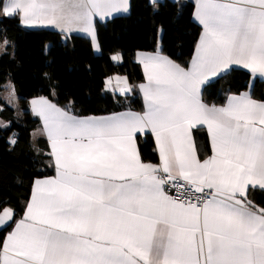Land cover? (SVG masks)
Segmentation results:
<instances>
[{"label":"snow or ice","instance_id":"6c2138e0","mask_svg":"<svg viewBox=\"0 0 264 264\" xmlns=\"http://www.w3.org/2000/svg\"><path fill=\"white\" fill-rule=\"evenodd\" d=\"M128 10V0L0 3L3 18L93 41L94 16ZM194 18L202 33L187 66L161 51L139 55L142 113L79 117L45 97L31 101L55 175L34 182L21 218L0 213V231L11 227L0 264H264V207L248 198L250 188L264 191V101L245 92L209 106L201 97L234 65L264 78V0H196ZM114 79L131 91L127 78ZM197 126L211 147L203 160ZM141 133L154 136L159 164L141 159Z\"/></svg>","mask_w":264,"mask_h":264},{"label":"trees","instance_id":"16d2710c","mask_svg":"<svg viewBox=\"0 0 264 264\" xmlns=\"http://www.w3.org/2000/svg\"><path fill=\"white\" fill-rule=\"evenodd\" d=\"M3 0H0L2 3ZM129 13L114 16L95 25L100 53L91 40L79 34H63L50 28H27L17 18L0 16V212L10 208L19 219L25 209L33 180L52 173V158L46 139H32L39 119L27 108L30 98L45 96L76 115H100L123 109H143L136 85L144 76L135 61L138 50L161 52L186 66L191 59L201 28L193 20L192 0H130ZM6 41V43H5ZM120 53L121 63L112 55ZM126 75L132 95L118 96L106 88L109 76ZM10 81L18 95L14 110L1 96ZM248 91L252 98L264 100V80L240 68H233L206 84L202 99L223 105L231 93ZM197 147L208 152L206 132L194 130ZM15 141L12 143L11 141ZM141 158L156 161L150 135L138 138ZM248 198L264 207V191L250 189ZM11 227L0 231V241Z\"/></svg>","mask_w":264,"mask_h":264},{"label":"crops","instance_id":"0c3cea01","mask_svg":"<svg viewBox=\"0 0 264 264\" xmlns=\"http://www.w3.org/2000/svg\"><path fill=\"white\" fill-rule=\"evenodd\" d=\"M129 1L130 0H128V3H129ZM175 1H178V2H185V1H187V0H175ZM149 2L151 3V4H153L152 3V0H149ZM158 2V0H156V2H155V4ZM192 2H193V4H194V8H193V20L195 21V23H197V25L201 28V31H200V34H199V37H200V35H201V33H202V26L199 24V22L194 18V11H195V2H196V0H192ZM155 4H153V5H155ZM129 6H130V3H129ZM127 13H129V10L127 11V12H118V13H113L112 15H110V16H107V17H99V16H94V25H96V23L97 22H104V21H106V20H108V19H110V18H112V17H114V16H118V15H122V14H127ZM26 27V26H25ZM27 28H50V29H54V30H57V31H59V32H62L63 34H79V35H83V36H87V37H89V39L91 40V43H92V47H93V50L96 52V53H100V48H99V43H98V40H97V35H96V39H95V41H93L92 40V38H91V36L88 34V33H84V32H80V31H73V32H71V33H68V32H66V31H61L60 29H57V28H55V27H52V26H34V27H27ZM95 30H96V28H95ZM199 37H198V39H197V41H196V43H195V47H194V51H193V54H194V52H195V48H196V45H197V43H198V41H199ZM3 47H4V44H1L0 45V52L3 50ZM156 51H161V47H160V45L158 46V48L156 49V50H152V51H145V50H138V51H136L135 52V61L137 62V63H139L138 62V57H139V55L141 54V53H153V52H156ZM164 54V53H163ZM193 54H192V56H193ZM114 55H119L120 57H121V59L119 60V61H116V60H113L115 63H117V64H119V63H121V61H122V56H121V54L120 53H115V54H113L112 55V57L114 56ZM165 55V54H164ZM167 56V55H166ZM192 56H191V58H192ZM170 58V57H169ZM171 59V58H170ZM173 60V59H172ZM190 61H191V59L189 60V62H188V64L190 63ZM176 62V61H175ZM187 64V65H188ZM186 65V66H187ZM140 66H141V69H142V72H143V66L140 64ZM233 68H240V69H244V68H242L241 66H236V65H234V66H232L229 70H227L226 72H228V71H230L231 69H233ZM244 70H246V71H248L247 69H244ZM226 72H223V73H221V74H219L218 76H215V77H210V79L204 84V85H202V87H201V94H202V90H203V87L206 85V84H208V83H210L211 81H213V80H215V79H217L219 76H221L222 74H224V73H226ZM249 72V71H248ZM250 73V72H249ZM117 76H119V77H123V78H127V81H128V84H129V86H130V88H131V91H129V92H121L120 90H119V87L116 85V83H115V77H117ZM143 76H144V74H143ZM109 78H113V83H112V85L111 86H109L108 84H107V89L110 91V92H112V93H114V94H116V95H118V96H121V97H124V98H128L129 96H131L132 95V84L130 83V81H129V79H128V77L126 76V75H118V74H114V75H111V76H109L108 78H107V80L106 81H108V79ZM257 78H259V79H262V80H264V78H260V77H258L257 76ZM143 82H145V78H143V80H142V82H140V83H138L137 85H136V89L140 92V90H139V84H141V83H143ZM5 89V88H4ZM3 92V91H2ZM2 92H1V96L6 100V98H5V96H4V94H2ZM245 92H247V93H249L248 91H241V92H239V93H231V94H229L228 96H230V95H239V94H241V93H245ZM140 94H141V97H142V102H143V109L142 110H136V109H131V108H128V109H123V110H120V111H115V112H111V113H106V114H100V115H93V114H91V115H81V116H79V115H77V116H79V117H92V116H95V117H101V116H109V115H112V114H115V113H123V112H128V111H131V112H136V113H142L143 111H144V101H143V95H142V93L140 92ZM250 94V93H249ZM39 97H45V96H36V97H32V98H30L29 100H28V102H27V108H28V111L30 112V114L32 115V117H35V118H38L39 119V126L35 129V130H33L34 132H35V135L33 136V134H32V137L34 138H32L33 139V141H35L37 138H39V137H42V138H44V139H46V141H47V144H48V149H49V153H50V144H49V142H48V140H47V136H46V133L43 131V122H42V120L39 118V117H37L34 113H33V111H32V108H31V101L33 100V99H35V98H39ZM202 97V96H201ZM45 98H47V97H45ZM47 99H49V98H47ZM254 99V98H253ZM50 100V99H49ZM203 100V99H202ZM255 100H257V101H264V100H258V99H255ZM7 101V100H6ZM51 101V100H50ZM52 103H54L53 101H51ZM203 102L204 103H206L204 100H203ZM226 102V101H225ZM55 104V103H54ZM207 105H209V106H212V105H214V104H208V103H206ZM57 105V104H56ZM58 107H60V108H62L61 106H59V105H57ZM216 106H222V105H216ZM64 109V108H63ZM71 114H74V113H72V112H70ZM74 115H76V114H74ZM196 128H201V129H203L205 132H206V135H207V131H206V128L205 127H203V126H197V127H195V128H192L190 131H191V138H192V141H193V144H194V147H195V149H196V152H197V155H198V157L201 159V160H203V159H205V158H207V156H209V155H211V147H210V142H209V137H208V135H207V142H208V152H206L205 150H204V148L202 147V148H198L197 147V142H196V140H195V135H194V130L196 129ZM32 131V132H33ZM147 135H150L151 136V138H152V140H153V144H154V149H155V152H156V156H157V160L156 161H145V160H143L142 158V160L144 161V162H146V163H152V164H159L160 163V159H159V153H158V151L156 150V144H155V138H154V136H152L151 134H147ZM146 135L145 134H143V133H141V134H138V138L139 137H145ZM138 138H137V147H138V149H139V143H138ZM52 158V157H51ZM52 164H53V158H52ZM55 175V169H54V166H53V170H52V173H50V174H48V175H45V176H42V177H37V178H35L34 180H33V183H32V186H31V192H30V195H29V198H28V200H27V202L30 200V197H31V194H32V189H33V186H34V182L37 180V179H44V178H47V177H51V176H54ZM251 189V188H250ZM249 189V190H250ZM27 202H26V204H27ZM25 207H26V205H25ZM4 210V209H3ZM2 210V211H3ZM25 210V209H24ZM2 211L0 212V213H2ZM23 215V214H22ZM22 217V216H21ZM20 217V218H21ZM11 231V230H10Z\"/></svg>","mask_w":264,"mask_h":264},{"label":"rangeland","instance_id":"374dc122","mask_svg":"<svg viewBox=\"0 0 264 264\" xmlns=\"http://www.w3.org/2000/svg\"><path fill=\"white\" fill-rule=\"evenodd\" d=\"M2 94H4L6 98L7 104L12 107L14 110H18L19 108V100L18 95L16 94L14 87L10 81L5 83ZM106 88H107V81H106ZM8 123L0 118V127L6 126ZM33 136L35 135V132H32ZM33 138V137H32ZM34 139V138H33Z\"/></svg>","mask_w":264,"mask_h":264}]
</instances>
